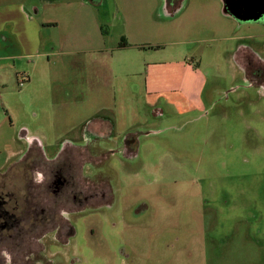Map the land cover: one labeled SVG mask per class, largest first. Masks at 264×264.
Returning a JSON list of instances; mask_svg holds the SVG:
<instances>
[{
    "label": "rangeland",
    "instance_id": "1",
    "mask_svg": "<svg viewBox=\"0 0 264 264\" xmlns=\"http://www.w3.org/2000/svg\"><path fill=\"white\" fill-rule=\"evenodd\" d=\"M7 2L43 29L40 55L0 85V169L28 140L52 156L81 126L110 125L76 143L103 153L84 170L107 195L58 214L44 264H264V88L237 64L241 46L264 62V24L221 0Z\"/></svg>",
    "mask_w": 264,
    "mask_h": 264
},
{
    "label": "flooded vegetation",
    "instance_id": "2",
    "mask_svg": "<svg viewBox=\"0 0 264 264\" xmlns=\"http://www.w3.org/2000/svg\"><path fill=\"white\" fill-rule=\"evenodd\" d=\"M238 49L240 71L253 84L264 88V62L259 54L242 46ZM91 123L86 126V133L94 138L108 136V122ZM89 142L90 137L85 143ZM84 144L62 143L61 150L47 156L43 144L28 140L25 149L12 155L15 161L0 169V264H44L40 239L53 233L59 241L58 214L64 210L80 213L104 201L107 184H95L90 172L84 170L99 164L104 155ZM134 146V136H126L124 153L130 154ZM73 233L68 223L65 237L68 239Z\"/></svg>",
    "mask_w": 264,
    "mask_h": 264
},
{
    "label": "crops",
    "instance_id": "3",
    "mask_svg": "<svg viewBox=\"0 0 264 264\" xmlns=\"http://www.w3.org/2000/svg\"><path fill=\"white\" fill-rule=\"evenodd\" d=\"M218 5L220 11V1H218ZM221 5V12L228 15V13L224 11V4L222 0ZM35 12V9L30 10L23 4H12L8 3L7 0H0L1 86L6 85V76L7 74L10 75L12 73V67L14 65H19L20 63L22 64L23 60L40 55V33L43 26L36 20L34 16ZM17 75H19V73H15V76ZM25 82H30L29 76L26 78ZM84 126H81V128L77 131V134L75 132V135H73L70 140H63L62 143H67L68 141L70 143H78L80 141L86 142L88 137L85 135L86 127ZM128 259L130 258L121 260V264H139L136 262L137 259Z\"/></svg>",
    "mask_w": 264,
    "mask_h": 264
},
{
    "label": "water",
    "instance_id": "4",
    "mask_svg": "<svg viewBox=\"0 0 264 264\" xmlns=\"http://www.w3.org/2000/svg\"><path fill=\"white\" fill-rule=\"evenodd\" d=\"M223 4L224 11L239 22L264 23V0H223Z\"/></svg>",
    "mask_w": 264,
    "mask_h": 264
},
{
    "label": "trees",
    "instance_id": "5",
    "mask_svg": "<svg viewBox=\"0 0 264 264\" xmlns=\"http://www.w3.org/2000/svg\"><path fill=\"white\" fill-rule=\"evenodd\" d=\"M119 47H120V48H124V47H126V44L122 41V42L120 43Z\"/></svg>",
    "mask_w": 264,
    "mask_h": 264
}]
</instances>
